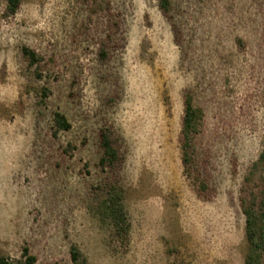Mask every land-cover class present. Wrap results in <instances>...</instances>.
<instances>
[{
    "label": "rangeland",
    "instance_id": "obj_1",
    "mask_svg": "<svg viewBox=\"0 0 264 264\" xmlns=\"http://www.w3.org/2000/svg\"><path fill=\"white\" fill-rule=\"evenodd\" d=\"M4 7L0 254L17 261L27 247L36 264H68L75 245L87 264H244L239 194L264 140V0H171L168 17L158 0H21L8 19ZM108 18L118 28L102 62ZM187 91L203 113L207 201L181 164ZM55 112L71 125L57 136ZM108 127L124 155L125 239L96 209Z\"/></svg>",
    "mask_w": 264,
    "mask_h": 264
},
{
    "label": "trees",
    "instance_id": "obj_2",
    "mask_svg": "<svg viewBox=\"0 0 264 264\" xmlns=\"http://www.w3.org/2000/svg\"><path fill=\"white\" fill-rule=\"evenodd\" d=\"M5 3L3 17H13L19 10L21 0H3ZM171 0H158V7L164 17H168ZM106 41L101 42L98 50L100 60L106 61L109 57L110 44L114 43L118 24L111 18L107 21ZM175 43L179 45L178 29L172 23ZM112 47V45H111ZM24 59L29 67H39L40 59L34 51L27 47L21 49ZM37 77H40L36 71ZM193 96L187 91L183 96V113L179 133V146L181 151V164L183 172L191 182L192 188L200 200L210 199V175L206 165L199 157L196 150V138L203 121V113L193 102ZM70 123L60 112L53 113L52 132L57 136L60 132L69 131ZM99 158L97 167L102 173L99 183V200L97 212L110 224L113 233L120 239H125L128 233V222L123 204V188L120 185L119 170L123 165L124 155L118 139L112 129L102 128L98 134ZM72 149L71 146L68 148ZM68 151V150H67ZM239 205L245 219V237L247 252L244 264H264V140L258 159L252 164L251 170L245 177L240 188ZM37 259L27 247L22 249L21 257L13 261L0 254V264H36ZM59 264V263H52ZM68 264H87L81 252L75 245L69 248Z\"/></svg>",
    "mask_w": 264,
    "mask_h": 264
}]
</instances>
